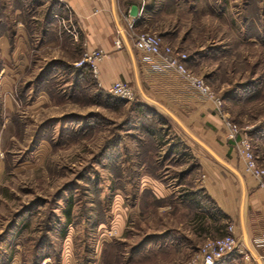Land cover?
Wrapping results in <instances>:
<instances>
[{
	"label": "rangeland",
	"instance_id": "rangeland-1",
	"mask_svg": "<svg viewBox=\"0 0 264 264\" xmlns=\"http://www.w3.org/2000/svg\"><path fill=\"white\" fill-rule=\"evenodd\" d=\"M169 3L162 36L220 100L230 139L246 137L264 167V0ZM86 51L65 1L0 0V264L196 261L219 223L203 240L189 235L204 227L199 199L176 191L202 184L201 160L234 173L161 108L100 87ZM153 181L175 192L157 198ZM233 235L240 251L214 264H258Z\"/></svg>",
	"mask_w": 264,
	"mask_h": 264
},
{
	"label": "crops",
	"instance_id": "crops-1",
	"mask_svg": "<svg viewBox=\"0 0 264 264\" xmlns=\"http://www.w3.org/2000/svg\"><path fill=\"white\" fill-rule=\"evenodd\" d=\"M63 1L74 14L85 48L99 49L104 53L103 57L94 63L100 87L108 89L116 80L130 83L140 93L143 102L155 105L167 114L168 112L173 114L179 123L168 115L189 136L192 134L202 141L230 166L232 165L225 158L237 162L234 169L241 180L227 169L237 177L239 186L233 175L221 173L223 171L221 168L205 159L206 161L199 162V169L204 175L202 184H191L184 191H176L177 195L185 194V200L199 199L200 206L196 213L204 227L199 231L188 229V234L197 233L198 240H203L211 236V225L219 223L213 229L216 231L214 236L219 237L227 232L229 225L231 231L235 235H240L244 245L251 253H255L261 264H264V190L258 186L255 178L250 176L245 166L243 167L242 160L236 157L235 140L230 139L229 127L215 109L213 102L200 99L175 72L153 70L152 64L144 61L140 54L130 51L127 47L118 48L113 45L115 30L120 29L130 45L133 33L141 32L140 29L146 26L142 22L149 18L150 32L158 34L162 43L173 47L171 43L173 40L161 34L165 30L169 31L166 29L170 23L168 16L173 11L170 0H165V4L159 10L153 5L154 0H149L150 6H146L148 2L144 0ZM132 5L137 9L135 16L130 15ZM133 19L135 23L129 27L128 21L131 22ZM254 24L258 25L257 22ZM188 62V59H184V65L191 70ZM202 78L206 82V79ZM153 182L154 195L157 198L175 192L162 183ZM179 186L184 187V184L180 182L175 188ZM197 192L205 196L207 204L204 203L205 200L197 197ZM222 220L227 224L221 225ZM194 224L192 221L191 226Z\"/></svg>",
	"mask_w": 264,
	"mask_h": 264
},
{
	"label": "built area",
	"instance_id": "built-area-1",
	"mask_svg": "<svg viewBox=\"0 0 264 264\" xmlns=\"http://www.w3.org/2000/svg\"><path fill=\"white\" fill-rule=\"evenodd\" d=\"M128 26L132 27L131 22L128 21ZM118 38L113 40L115 47H120L126 42L121 30L118 29ZM132 41L127 44V48L135 53L141 55V58L152 64V69L156 71H172L175 72L186 85L197 96L204 101L213 102L215 109L219 111L220 100L215 96L210 86L205 80L193 74L185 65L184 59L186 54L177 52L168 44L162 43L160 37L151 32L142 31L133 33ZM131 47V48H130ZM103 53L99 49L87 50L84 53V60L89 61L94 67V61L100 59ZM107 91L118 98L133 100L140 93L130 83L123 80L114 81ZM229 127V137L234 138L236 126L229 121H225ZM237 154L243 160L246 170L255 178L260 188L264 190V167L260 166L254 157L252 148L246 137L240 136L239 140L235 142ZM229 231V233H228ZM240 251L238 242L231 231V226L227 227V232L213 239H207L199 252L198 259L189 264H214L216 261L223 259L231 253Z\"/></svg>",
	"mask_w": 264,
	"mask_h": 264
},
{
	"label": "water",
	"instance_id": "water-1",
	"mask_svg": "<svg viewBox=\"0 0 264 264\" xmlns=\"http://www.w3.org/2000/svg\"><path fill=\"white\" fill-rule=\"evenodd\" d=\"M136 6L132 5L130 8V15L135 16L136 15ZM168 114L175 120L178 122L177 118L171 114L170 112H168ZM179 123V122H178ZM190 137L197 142L202 148H204L217 162L221 163L222 165H224L226 168H228L231 172L235 173L239 179L241 180V177L239 176V174L237 173V171L230 166L229 164H227L225 161H223L221 158H219L207 145H205L202 141H200L199 139H197L195 136H193L192 134H190ZM253 257L257 260L258 264H261V262L259 261V259L257 258V256L255 254H253Z\"/></svg>",
	"mask_w": 264,
	"mask_h": 264
},
{
	"label": "trees",
	"instance_id": "trees-1",
	"mask_svg": "<svg viewBox=\"0 0 264 264\" xmlns=\"http://www.w3.org/2000/svg\"><path fill=\"white\" fill-rule=\"evenodd\" d=\"M115 99H117V98H115Z\"/></svg>",
	"mask_w": 264,
	"mask_h": 264
}]
</instances>
